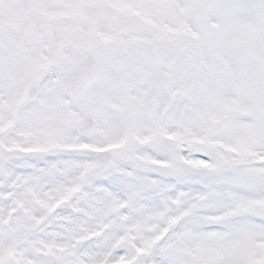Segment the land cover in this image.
Returning a JSON list of instances; mask_svg holds the SVG:
<instances>
[{
    "label": "snow or ice",
    "instance_id": "snow-or-ice-1",
    "mask_svg": "<svg viewBox=\"0 0 264 264\" xmlns=\"http://www.w3.org/2000/svg\"><path fill=\"white\" fill-rule=\"evenodd\" d=\"M252 7L204 0L199 11L216 25ZM205 87L172 83L165 95L181 98L160 105L157 126L99 138L86 110L99 85L50 67L0 131V264H264V98L201 122L192 99ZM53 101L69 119L49 139L34 128L48 126Z\"/></svg>",
    "mask_w": 264,
    "mask_h": 264
},
{
    "label": "rangeland",
    "instance_id": "rangeland-1",
    "mask_svg": "<svg viewBox=\"0 0 264 264\" xmlns=\"http://www.w3.org/2000/svg\"><path fill=\"white\" fill-rule=\"evenodd\" d=\"M204 0H0V105L3 127H10L24 105L26 90L36 87L50 68L62 71L79 59L97 62L100 91L86 104L94 133L136 134L157 126L155 104L169 85L199 77L206 86L199 102L205 118L236 109L240 101L264 98V39L260 35L264 0L230 22L210 25L199 11ZM125 80L143 85L120 91ZM181 97L172 94L171 99ZM37 135L51 139L68 124L60 104ZM115 121V123L111 122ZM193 123L189 122L191 133ZM80 122L71 118V126ZM99 125V126H98ZM149 137L141 140L147 142ZM173 142L180 138L168 137ZM191 142H197L191 140ZM120 144H110L109 149ZM86 146L72 144L68 147ZM38 150L37 147L28 148ZM17 149V150H28Z\"/></svg>",
    "mask_w": 264,
    "mask_h": 264
},
{
    "label": "water",
    "instance_id": "water-1",
    "mask_svg": "<svg viewBox=\"0 0 264 264\" xmlns=\"http://www.w3.org/2000/svg\"><path fill=\"white\" fill-rule=\"evenodd\" d=\"M262 34H263V36H264V22H263V25H262ZM80 71H78V73H79ZM83 72V71H82ZM93 79L91 80V78H85L83 81H87V82H89L90 84H92L95 80H96V76H97V72H96V70L94 69L93 70ZM71 77L73 76L74 77V75H70ZM75 77H78V75H75ZM166 101H168V99L167 98H160V101H159V104L161 105L162 103H165ZM249 105H251V103L250 102H248V101H245V102H243V103H241L240 104V106H239V111H243L245 108H247Z\"/></svg>",
    "mask_w": 264,
    "mask_h": 264
}]
</instances>
